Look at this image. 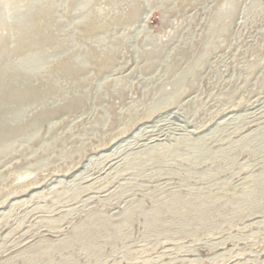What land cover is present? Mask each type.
I'll return each instance as SVG.
<instances>
[{"label":"rangeland","instance_id":"rangeland-1","mask_svg":"<svg viewBox=\"0 0 264 264\" xmlns=\"http://www.w3.org/2000/svg\"><path fill=\"white\" fill-rule=\"evenodd\" d=\"M0 264H264V0H0Z\"/></svg>","mask_w":264,"mask_h":264}]
</instances>
